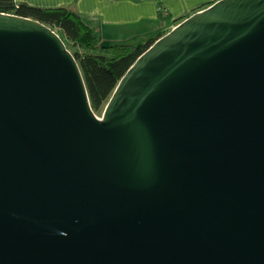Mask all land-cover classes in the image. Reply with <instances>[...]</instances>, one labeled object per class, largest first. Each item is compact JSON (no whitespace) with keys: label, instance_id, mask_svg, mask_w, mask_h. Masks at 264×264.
<instances>
[{"label":"water","instance_id":"obj_1","mask_svg":"<svg viewBox=\"0 0 264 264\" xmlns=\"http://www.w3.org/2000/svg\"><path fill=\"white\" fill-rule=\"evenodd\" d=\"M0 264H264V0L182 19L100 117L62 37L0 11Z\"/></svg>","mask_w":264,"mask_h":264},{"label":"crops","instance_id":"obj_2","mask_svg":"<svg viewBox=\"0 0 264 264\" xmlns=\"http://www.w3.org/2000/svg\"><path fill=\"white\" fill-rule=\"evenodd\" d=\"M214 1L0 0V11L13 13L14 6L20 3L42 8L67 6L79 13L100 42L127 43L131 37L138 35L140 42L144 43L150 37L166 33L182 19ZM181 17L180 21H176Z\"/></svg>","mask_w":264,"mask_h":264},{"label":"trees","instance_id":"obj_3","mask_svg":"<svg viewBox=\"0 0 264 264\" xmlns=\"http://www.w3.org/2000/svg\"><path fill=\"white\" fill-rule=\"evenodd\" d=\"M12 12L38 19L53 29L58 28L78 47L77 51L71 52L79 63L94 111L104 109L126 70L141 53L163 35L159 33L140 44H106L96 38L92 28L71 7L42 8L20 3L14 6Z\"/></svg>","mask_w":264,"mask_h":264},{"label":"rangeland","instance_id":"obj_4","mask_svg":"<svg viewBox=\"0 0 264 264\" xmlns=\"http://www.w3.org/2000/svg\"><path fill=\"white\" fill-rule=\"evenodd\" d=\"M54 30L63 38V40H64V42H65V44H66V46H67V48L70 50V51H77L78 50V47L76 46V45H73L72 44V42L71 41H69L64 35H63V33L58 29V28H56V27H54ZM141 39H139V36L138 35H135V36H133V37H131L128 41H127V43L129 42V43H133V44H140L141 42ZM104 43H106V44H108V43H111V42H109V41H103ZM102 42V43H103ZM117 43H121V42H123V41H116ZM123 43H126V42H123ZM102 112H103V109H99L98 111H95V113H96V115L97 116H101L102 115Z\"/></svg>","mask_w":264,"mask_h":264}]
</instances>
